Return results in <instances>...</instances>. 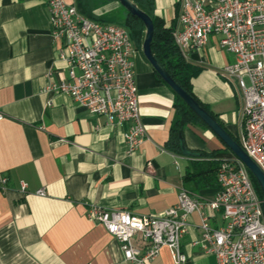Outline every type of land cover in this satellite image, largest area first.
<instances>
[{
  "label": "crops",
  "instance_id": "obj_1",
  "mask_svg": "<svg viewBox=\"0 0 264 264\" xmlns=\"http://www.w3.org/2000/svg\"><path fill=\"white\" fill-rule=\"evenodd\" d=\"M85 17L103 19L115 0H64ZM176 0H152L153 16L176 28ZM93 20V19H92ZM210 35L185 62L200 69L190 81L194 98L239 140L242 98L221 75L233 56ZM135 47V46H134ZM43 0H0V264H132L118 241L86 218L90 205L134 216L160 215L174 206L188 159L166 148L174 115V94L158 81L140 50L132 58L136 102L145 139L126 152L124 127L113 118L89 114L67 96L47 88L67 79L58 58ZM187 149H221L208 129L186 125ZM20 183L25 185L20 191ZM43 190L39 197L36 191ZM214 189L195 195L210 200ZM207 223L223 225L219 211H206ZM179 251L185 264H215L204 252L199 217L186 218ZM131 243L142 249L139 235ZM148 264H173L166 248Z\"/></svg>",
  "mask_w": 264,
  "mask_h": 264
},
{
  "label": "built area",
  "instance_id": "obj_2",
  "mask_svg": "<svg viewBox=\"0 0 264 264\" xmlns=\"http://www.w3.org/2000/svg\"><path fill=\"white\" fill-rule=\"evenodd\" d=\"M43 3L50 37L62 42L58 58L67 69V79L47 90L67 96L91 115L113 118L117 127H124L126 152H134L145 135L136 102V50L128 31L89 19L64 0ZM176 5L177 26L171 38L182 59L198 53L210 35L233 56L221 75L241 94L239 146L264 175V0H176ZM215 177L217 190L207 201L180 189L176 204L160 215L139 217L90 205L86 218L118 241L126 262L148 264L166 248L173 264H185L180 239L187 216L195 212L199 242L215 264H264V215L248 171L236 158L225 157ZM5 182L0 179L2 189ZM19 187L23 192L25 185ZM36 195L43 197V190ZM206 211H219L223 225L210 227ZM136 235L142 249L131 243Z\"/></svg>",
  "mask_w": 264,
  "mask_h": 264
},
{
  "label": "trees",
  "instance_id": "obj_3",
  "mask_svg": "<svg viewBox=\"0 0 264 264\" xmlns=\"http://www.w3.org/2000/svg\"><path fill=\"white\" fill-rule=\"evenodd\" d=\"M150 17L153 25V34L151 40V52L157 62L165 69L173 81L188 95H190L205 111H207L215 120L216 118L206 109V107L200 104L193 96L191 92L190 81L196 77L200 69L185 62L178 51L176 50L172 38V27H164V23L153 16L152 13V0H132ZM119 6V5H118ZM123 16L120 23L116 21L111 22L124 27L129 34L130 40L134 46L139 50L140 42L143 34L142 24L131 17L121 6H119ZM95 21L103 22L101 19H95L88 17ZM154 73V72H153ZM156 79L162 82L158 76L154 73ZM163 83V82H162ZM174 115L175 119L171 129L169 130V138L166 144V148L172 152L179 154L177 147V132L182 130V127L189 125L200 129H207V127L197 118V116L188 109L183 102L174 95ZM217 121V120H216ZM233 140L239 144L237 138ZM222 148L212 150L208 153L200 152V157L189 158L186 170L182 176V182L186 187V190L191 194H196L201 190L214 189L217 190L216 172L221 160L225 157L235 158L221 143ZM251 182L260 196L257 185L251 175L249 174Z\"/></svg>",
  "mask_w": 264,
  "mask_h": 264
},
{
  "label": "water",
  "instance_id": "obj_4",
  "mask_svg": "<svg viewBox=\"0 0 264 264\" xmlns=\"http://www.w3.org/2000/svg\"><path fill=\"white\" fill-rule=\"evenodd\" d=\"M129 15L138 20L143 27L142 39L139 50L148 63L152 71L158 78L177 96L183 104L190 109L197 118L207 127V129L224 145V147L246 168L248 173L255 181L261 198V209L264 215V175L255 163L247 157L238 143L221 127V125L205 111L190 95L182 90L169 76L165 69L157 62L151 52V40L153 34V25L150 17L132 0H115ZM177 147L179 154L185 158H198L200 153L187 149L183 142L182 132H177Z\"/></svg>",
  "mask_w": 264,
  "mask_h": 264
},
{
  "label": "rangeland",
  "instance_id": "obj_5",
  "mask_svg": "<svg viewBox=\"0 0 264 264\" xmlns=\"http://www.w3.org/2000/svg\"><path fill=\"white\" fill-rule=\"evenodd\" d=\"M123 13L118 5H116L112 10L108 12H104L103 19L106 20V22H114L120 23L122 20ZM215 137V136H214ZM216 138V137H215ZM258 188V187H257ZM259 190V189H258ZM256 191V190H255ZM257 193V191H256ZM260 193V192H259ZM257 196L261 198V195L259 196L257 193Z\"/></svg>",
  "mask_w": 264,
  "mask_h": 264
}]
</instances>
